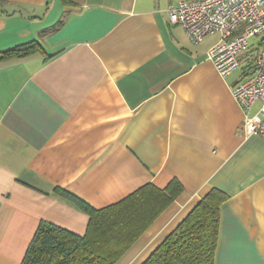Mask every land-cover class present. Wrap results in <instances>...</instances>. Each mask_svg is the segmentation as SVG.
<instances>
[{
    "label": "crops",
    "instance_id": "crops-1",
    "mask_svg": "<svg viewBox=\"0 0 264 264\" xmlns=\"http://www.w3.org/2000/svg\"><path fill=\"white\" fill-rule=\"evenodd\" d=\"M181 0H0V264L22 263L42 221L84 235L89 215L153 184L182 191L116 262L141 264L213 187L215 264H264V136L170 21ZM259 108L255 105L254 110Z\"/></svg>",
    "mask_w": 264,
    "mask_h": 264
},
{
    "label": "trees",
    "instance_id": "trees-1",
    "mask_svg": "<svg viewBox=\"0 0 264 264\" xmlns=\"http://www.w3.org/2000/svg\"><path fill=\"white\" fill-rule=\"evenodd\" d=\"M29 42L0 54V61L41 50ZM182 191L178 180L161 189L146 184L104 208L73 199L89 215L84 235L42 221L20 264H116ZM229 195L213 187L141 264H215L220 211Z\"/></svg>",
    "mask_w": 264,
    "mask_h": 264
},
{
    "label": "built area",
    "instance_id": "built-area-1",
    "mask_svg": "<svg viewBox=\"0 0 264 264\" xmlns=\"http://www.w3.org/2000/svg\"><path fill=\"white\" fill-rule=\"evenodd\" d=\"M168 13L190 42L220 35L206 54L222 77L240 72L231 91L245 112L244 133L264 136V0H181Z\"/></svg>",
    "mask_w": 264,
    "mask_h": 264
},
{
    "label": "rangeland",
    "instance_id": "rangeland-1",
    "mask_svg": "<svg viewBox=\"0 0 264 264\" xmlns=\"http://www.w3.org/2000/svg\"><path fill=\"white\" fill-rule=\"evenodd\" d=\"M220 38V35L217 36V35H213L210 39L213 41V42H216L217 40H219Z\"/></svg>",
    "mask_w": 264,
    "mask_h": 264
}]
</instances>
